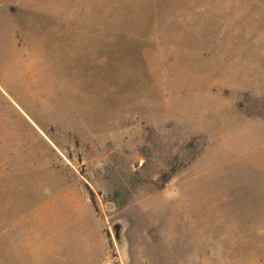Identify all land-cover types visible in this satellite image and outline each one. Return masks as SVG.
Here are the masks:
<instances>
[{
  "label": "rangeland",
  "instance_id": "374dc122",
  "mask_svg": "<svg viewBox=\"0 0 264 264\" xmlns=\"http://www.w3.org/2000/svg\"><path fill=\"white\" fill-rule=\"evenodd\" d=\"M0 264H264V0H0Z\"/></svg>",
  "mask_w": 264,
  "mask_h": 264
},
{
  "label": "water",
  "instance_id": "95a60500",
  "mask_svg": "<svg viewBox=\"0 0 264 264\" xmlns=\"http://www.w3.org/2000/svg\"><path fill=\"white\" fill-rule=\"evenodd\" d=\"M111 230H112V234L116 242L117 248L122 253L124 249V241H123V236H122L123 228L119 223H116L112 225Z\"/></svg>",
  "mask_w": 264,
  "mask_h": 264
}]
</instances>
